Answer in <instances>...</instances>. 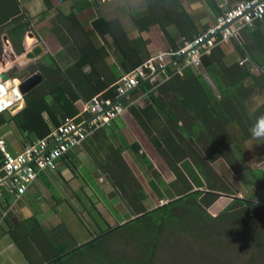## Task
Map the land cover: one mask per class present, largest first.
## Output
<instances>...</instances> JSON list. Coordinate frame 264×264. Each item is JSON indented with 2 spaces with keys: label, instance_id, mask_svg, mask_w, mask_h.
<instances>
[{
  "label": "crops",
  "instance_id": "1",
  "mask_svg": "<svg viewBox=\"0 0 264 264\" xmlns=\"http://www.w3.org/2000/svg\"><path fill=\"white\" fill-rule=\"evenodd\" d=\"M242 1L0 0V74L11 80L33 73L42 78L25 95L22 109L0 114V137L12 153H20L65 118L83 119L93 97L114 96L118 80L133 70L134 52L176 51ZM20 22L25 30L11 35ZM38 45L43 53L30 59ZM181 66V59L173 60L157 76L162 83L171 72L181 77L166 94L155 93L153 99L142 91L144 81L128 94L137 91L129 100L131 109L111 128L98 130L68 152L55 171L40 173L20 199L7 193L0 198V264L174 263L164 241L190 233L176 231L158 240L149 223L157 210L186 195L167 160L181 156L178 166L190 193H206L195 157L216 147L224 133L234 147L244 148L245 163L240 164L248 165L251 175L260 171L262 178L246 181L243 176L250 173H226L237 182L236 196L225 194L206 209V221L220 219L235 199L264 205V140L240 133L264 114V21L239 30L205 56L200 68L179 73ZM37 102L40 114L27 109ZM212 165L228 167L221 160ZM178 212L183 222L196 215ZM131 226L137 233L144 229L139 234L145 236L138 240Z\"/></svg>",
  "mask_w": 264,
  "mask_h": 264
},
{
  "label": "built area",
  "instance_id": "2",
  "mask_svg": "<svg viewBox=\"0 0 264 264\" xmlns=\"http://www.w3.org/2000/svg\"><path fill=\"white\" fill-rule=\"evenodd\" d=\"M261 21H264V0L240 2L235 8L218 16L205 32L184 40L178 50L158 54L132 72L123 74L116 85V98H127V94L144 81H153L154 76L164 71L175 58L183 61L179 73L187 67L200 68L204 56L229 41L239 30ZM24 80L4 81L0 74V114H13L23 108L25 96L21 85ZM132 105V101L124 105L121 101L97 95L86 104L83 119L65 118L48 136L27 144L20 153H12L6 140L0 137V198H4L6 193L16 199L23 197L40 173L55 171L59 161L68 152L98 130L111 128L114 121Z\"/></svg>",
  "mask_w": 264,
  "mask_h": 264
},
{
  "label": "trees",
  "instance_id": "3",
  "mask_svg": "<svg viewBox=\"0 0 264 264\" xmlns=\"http://www.w3.org/2000/svg\"><path fill=\"white\" fill-rule=\"evenodd\" d=\"M18 20L19 19H17V18L14 19L13 24L19 22ZM24 26H25V23L20 22V24L16 28L12 29L11 33L9 31V33L11 35L14 33L20 34L25 30ZM27 27L28 26H26V28ZM16 43H15V45H16ZM17 50H19V49L17 48ZM134 53L137 56V61L133 60V65H132L133 70L136 67L142 65L145 61H147V59L149 60L150 58L154 57L152 54L145 56L143 54H140V52H134ZM211 54H212V52H211ZM211 54L206 55V56H210ZM204 57H203V59H204ZM139 58H140V61H139ZM174 60H176V58ZM167 69L168 68H166L165 70H167ZM160 73L161 72H159L157 75L154 76L153 81L149 80V81H146L145 84L141 85L142 91L147 93L148 96H153V95H155V93L157 94L158 92L162 93V94H166L170 88H173L176 85L175 84L177 82L176 78L177 77L181 78L178 75L174 76L173 72H171L169 80L162 83L161 82L162 80H158L159 77H157ZM157 83H161V84L157 86ZM112 90L115 92V94L110 99L115 101L117 99L116 98L117 86H115ZM136 93H137V91L132 93V96H134ZM207 94H213V93L208 89ZM132 96L123 100V102L121 101V103L124 105L128 104V101L132 100ZM153 99H154V96H153ZM34 104L38 105L39 103L38 102L33 103L31 106L28 105L27 109L29 107L32 110H34L35 113L40 114L43 111V108L35 107ZM148 107H150V106H147V104H146L145 111H147L149 109ZM129 109H131V107L128 108L126 111H128ZM67 114L71 115L70 112H67ZM237 121L239 124L242 123V119L237 120ZM222 122H224V121H222ZM50 132H51V130H49V128L44 130V135H42L40 137V139L48 136V134ZM221 132H222V130H219V133H221ZM240 133H241V136L245 139H250L253 137L250 130H240ZM216 143H217L216 147L208 148L206 151V154L204 156H202V154H197V156L195 157L198 159V160L197 159L195 160V163H196L195 165H196L197 169L199 170V175H201L203 180L206 181V183H207V184L205 183L206 189L208 190V192H206V193H201V192L190 193L192 188L191 187L189 188V185L187 184V181H186L184 175L181 173L180 167L178 166L183 161V158L181 156L174 155V157H173L174 160H171V159L167 160L168 167H169L170 171L173 172L175 175H177L176 176L177 177L176 182H178L179 184H183V185L185 184V186H186L185 187L186 188L185 194L186 195L183 198L176 200L173 203L168 204V206L157 210L155 212V215L158 212L156 217L152 218V220H149V223L152 224V232H155L157 234L158 240H160L163 237V234H174V232H176V231H178L180 234H183L184 231L187 233H191V234L196 233L197 226L190 228V224H193V222H194L197 225L198 223L202 222L203 220L204 221L207 220L206 217H208V214L206 212V209H208L212 205H214L216 203V201L219 200L225 194L226 195L232 194L233 196H236L234 183H237V182L232 180L230 178V176L226 175V173H230V174L235 173L236 175L239 173L253 174V170H251L248 167V165H246V164L241 165L240 164V162L245 161L244 156L246 153H245L242 145L239 144V146L234 147L232 137L230 136L229 133L220 134L219 135V141ZM217 160H221L228 167L222 166V167H218V168L216 167V169L213 168L212 164H214ZM1 163H2V155L0 153V166H1ZM219 168H221V169H219ZM218 173H222V175H220ZM256 173L260 174V171L254 172V174H256ZM253 176H254V178H256L257 181L260 182V177L259 178L257 177L258 175H253ZM190 177H191V179H194L195 176L191 175ZM194 181H195L196 185H202V186H198V187H203V184L199 179L195 178ZM236 189H237V186H236ZM258 205L259 206H257L256 204L251 202V200H248L246 198H242L241 200L235 199L234 202L231 205H229L228 209L224 212V214L221 216L220 219H224V217L228 216V214H237L239 211H241L245 208L256 207L258 211H264V205H262V204H258ZM259 207H261L262 209H259ZM172 209H173V211H172L173 213H171ZM179 210H180V212L184 210V213H187L191 210L193 213L196 214L195 216L191 217L192 222L188 221V219H189L188 217L186 219H184L183 223L187 224V227L184 224L182 225L181 221H180L181 224L178 225L177 219L181 220L183 218L182 215H179V212H178ZM149 216H152V215L149 214L147 217H149ZM220 219L211 221L212 223H210V224H213L215 221H218ZM173 221H174V224L176 223V226L173 224ZM259 221H262V218ZM147 222H148V220H147ZM167 229H169L168 233L166 231ZM188 229H191V230H188ZM171 240L172 241L168 240V242L170 244L168 246H170V247H167V246L166 247L175 250L178 255H181V258L176 259L175 262H177V263L185 262V260L189 256V250L185 246L184 242L182 241V244H180L181 241H179V239L174 238ZM200 240H202V239H200ZM194 254L197 255V251H195Z\"/></svg>",
  "mask_w": 264,
  "mask_h": 264
},
{
  "label": "rangeland",
  "instance_id": "4",
  "mask_svg": "<svg viewBox=\"0 0 264 264\" xmlns=\"http://www.w3.org/2000/svg\"><path fill=\"white\" fill-rule=\"evenodd\" d=\"M256 174L258 178H262V175ZM243 177L246 181L247 179L252 181L254 178L251 174L247 175V178L245 175ZM251 187L253 189L260 188L261 184L259 186L251 185ZM251 187L248 188V191H250L248 195L253 197L256 194ZM242 190L245 191L244 188ZM221 201L228 205L227 200L222 199ZM259 209L262 208L259 207ZM261 218L262 221H259ZM177 220L178 225H180L181 220ZM181 222L183 225V221ZM205 222L208 221L205 220L197 225L193 222V224H190V228L197 226L196 233H190L184 239L178 238L181 241L180 244L188 239L189 256L185 262H175L176 259L181 258V255H178L175 250L167 248L170 246L166 247L167 254L174 260V263L171 264H264V211H258L256 207L245 208L237 214H228L224 219L215 221L213 224ZM174 225L176 226V223ZM184 225L187 227V224ZM200 227L203 228L200 230ZM135 228L136 226L129 227L134 233L136 232L135 234L140 240L145 234L140 235L139 233H143L145 230L141 228L137 233ZM126 233L128 236V232ZM195 236L197 239H195ZM199 238H202V240ZM166 241H164L165 244L170 245ZM195 251H197V255L194 254Z\"/></svg>",
  "mask_w": 264,
  "mask_h": 264
},
{
  "label": "water",
  "instance_id": "5",
  "mask_svg": "<svg viewBox=\"0 0 264 264\" xmlns=\"http://www.w3.org/2000/svg\"><path fill=\"white\" fill-rule=\"evenodd\" d=\"M30 37H33V39H34V35H32V36H30ZM37 48H40L41 46L40 45H38V46H36ZM41 49H42V47H41ZM43 49H42V53H43ZM38 56H40V55H38ZM38 56H34V57H38ZM33 57V58H34ZM39 58V57H38ZM37 58V59H38ZM36 74H38V73H33V74H31V75H27L26 77H24L25 78V80L22 82V86H21V89H22V91H23V93L26 95L33 87H35L40 81H41V77H40V75H36ZM1 78L5 81V80H7L8 79V75L7 74H5V73H3L2 75H1ZM135 90V89H134ZM134 90H132V91H130L128 94H130L131 92H133ZM127 94V95H128ZM124 98V97H123ZM122 98V99H123Z\"/></svg>",
  "mask_w": 264,
  "mask_h": 264
},
{
  "label": "clouds",
  "instance_id": "6",
  "mask_svg": "<svg viewBox=\"0 0 264 264\" xmlns=\"http://www.w3.org/2000/svg\"><path fill=\"white\" fill-rule=\"evenodd\" d=\"M250 131L254 138L264 140V114L256 118Z\"/></svg>",
  "mask_w": 264,
  "mask_h": 264
},
{
  "label": "bare ground",
  "instance_id": "7",
  "mask_svg": "<svg viewBox=\"0 0 264 264\" xmlns=\"http://www.w3.org/2000/svg\"><path fill=\"white\" fill-rule=\"evenodd\" d=\"M31 51H33L34 52V56H38V55H41L42 54V49L41 48H37V47H35V48H33ZM39 57V56H38ZM38 57H32V58H30V59H36V58H38ZM36 75H39V74H36ZM41 77V76H40ZM41 80H42V78H41ZM40 83V82H39ZM38 83V84H39ZM37 84V85H38ZM22 86V85H21ZM21 91H22V89H21ZM22 93H23V91H22ZM23 95L25 96V94L23 93Z\"/></svg>",
  "mask_w": 264,
  "mask_h": 264
}]
</instances>
